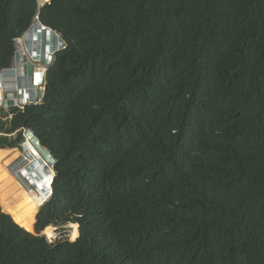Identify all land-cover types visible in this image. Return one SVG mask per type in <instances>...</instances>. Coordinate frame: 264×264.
<instances>
[{
  "label": "trees",
  "instance_id": "trees-1",
  "mask_svg": "<svg viewBox=\"0 0 264 264\" xmlns=\"http://www.w3.org/2000/svg\"><path fill=\"white\" fill-rule=\"evenodd\" d=\"M37 15L66 48L0 149L33 130L56 179L0 264H264V0H0V69Z\"/></svg>",
  "mask_w": 264,
  "mask_h": 264
},
{
  "label": "clouds",
  "instance_id": "clouds-1",
  "mask_svg": "<svg viewBox=\"0 0 264 264\" xmlns=\"http://www.w3.org/2000/svg\"><path fill=\"white\" fill-rule=\"evenodd\" d=\"M40 1H43V3H46L44 0H40ZM54 35H58L60 37L63 43V46H64L63 48L57 51L54 50L55 49L54 48L55 44L53 43L55 40L53 38ZM16 39H24L26 40L28 46L33 45L37 49V53L40 54L43 59L49 58V57L51 58L49 62V66L46 71V75H47L49 68L53 65L57 54L62 52L66 48V44L64 40L62 39L61 35L57 33L56 31H54L53 29H51L50 27L43 25L40 22L39 17L37 15L33 18V22L30 24L28 29L25 32H23V34H21L20 36L16 37L13 40L14 55L12 57V61L9 66H6L2 69L9 68L13 64L15 53H16V46H15ZM2 69H0V71ZM46 75H45V84L43 87V91L40 95L37 96V98L34 99L33 97L32 99H30L29 102L25 101V104H23L22 108H20L17 105H14L10 107L8 110L0 109V114L4 112L6 115H10V119H11L12 109L23 110L27 106H35V105L40 104L45 95ZM17 134H20V137H21L18 145L16 147L9 148V149L15 150L17 151V153L20 154V159H24L23 160L24 165L21 167L17 166L18 168H16L17 170H15L14 173L12 172L14 168L12 169L11 172L10 171L9 172L13 175H17L18 173L17 176L21 177V179L23 177L28 185L33 186L35 190H40L39 194H37L39 196L47 193V187L45 186L44 182L46 179H48L49 175L52 176V179L50 182V193H49L50 195L39 206V209H41L42 206L46 202H48L49 199L53 195V184L56 179L55 166L57 163V159L55 158L51 150H49L46 146L43 145L41 139L37 136V134L33 130L29 128H21V129H18L13 134L9 135L8 137L16 138ZM76 226L78 228V225ZM78 236H79V231H77L76 238H78Z\"/></svg>",
  "mask_w": 264,
  "mask_h": 264
},
{
  "label": "built area",
  "instance_id": "built-area-1",
  "mask_svg": "<svg viewBox=\"0 0 264 264\" xmlns=\"http://www.w3.org/2000/svg\"><path fill=\"white\" fill-rule=\"evenodd\" d=\"M53 38L55 51L64 47L58 35ZM15 46L12 66L0 71V109L4 110L14 105L22 108L25 101L29 102L42 93L51 59H43L37 49L33 45L28 46L24 39H16Z\"/></svg>",
  "mask_w": 264,
  "mask_h": 264
},
{
  "label": "bare ground",
  "instance_id": "bare-ground-1",
  "mask_svg": "<svg viewBox=\"0 0 264 264\" xmlns=\"http://www.w3.org/2000/svg\"><path fill=\"white\" fill-rule=\"evenodd\" d=\"M47 1V0H44ZM1 150V149H0ZM15 151V150H14ZM14 151H1L0 152V201L3 203V208L5 211L9 212L14 222L18 224L22 229L27 232H31L34 224V215L36 210L50 195V182L52 176L49 175L48 179L45 180L44 184L47 187V193L41 196L35 195L33 191L31 192L29 187H27V182L23 179V184L26 188H22L17 182L21 177L11 174L7 170V166L10 162L20 159V154H14ZM16 152V151H15ZM24 160V159H22ZM17 166L14 167L13 173L17 170ZM21 192V197H28L25 201L24 199L18 198V194ZM17 196V199L15 197ZM10 208H9V207Z\"/></svg>",
  "mask_w": 264,
  "mask_h": 264
},
{
  "label": "rangeland",
  "instance_id": "rangeland-1",
  "mask_svg": "<svg viewBox=\"0 0 264 264\" xmlns=\"http://www.w3.org/2000/svg\"><path fill=\"white\" fill-rule=\"evenodd\" d=\"M38 1H39L40 6L43 5V1H40V0H38ZM1 113H2V112H1ZM0 115H6V114L3 112V113L0 114ZM5 118H6V120H10V115H6V116H4V119H5ZM5 150H7L8 152H9V151L12 152V149H9V148L1 149L0 152H1V151H5ZM13 151H14V150H13ZM14 154H19V153H17V151H16V152L14 151V153H13L12 155H14ZM23 165H24L23 160H22V159H18V160H14V161L10 162V163L8 164L7 168H8V171H12V169H13L15 166H19V167H21V166H23ZM17 196H18V198H21V199H24L25 201H27L26 199H27L28 197H26V196L21 197V192H20ZM17 196L15 197L14 200L17 199ZM0 207H1L2 212H4V213L7 214V212L5 211V208H3V203H1V201H0ZM8 207H9V206H8ZM9 208H10V207H9ZM39 210H40V209L38 208V209L36 210V212H35L36 214L34 215V221H35V219H36V215H37V213H38ZM48 229H50V234L47 233V230H48ZM74 231H75L76 233H77V231H78V228H77V226H75V225H66V226H64L63 228H59V227H56V226H52V225H51V226H48L47 228H45L43 231H41L40 235L44 236L48 242H52V241H54L56 238H67V239H69L70 241H73V240H75V238H74V239L72 238V234H73ZM30 233L32 234V233H33V230H32ZM76 237H77V236H76Z\"/></svg>",
  "mask_w": 264,
  "mask_h": 264
},
{
  "label": "flooded vegetation",
  "instance_id": "flooded-vegetation-1",
  "mask_svg": "<svg viewBox=\"0 0 264 264\" xmlns=\"http://www.w3.org/2000/svg\"><path fill=\"white\" fill-rule=\"evenodd\" d=\"M7 170H8V168H7ZM18 183H19V185L22 187V188H26V186H24V184L22 183L23 181L22 180H18L17 181ZM27 187H29V188H31L30 189V191L32 192V190H33V193L35 194V195H37V194H39V192H40V190H35L34 188H33V186H30V185H28L27 184ZM39 212V211H38ZM38 214V213H37ZM37 216V215H36ZM36 220V219H35Z\"/></svg>",
  "mask_w": 264,
  "mask_h": 264
},
{
  "label": "water",
  "instance_id": "water-1",
  "mask_svg": "<svg viewBox=\"0 0 264 264\" xmlns=\"http://www.w3.org/2000/svg\"><path fill=\"white\" fill-rule=\"evenodd\" d=\"M49 0H47V1H45V2H48ZM35 224H36V220H35V222H34V224H33V228H32V230H33V233L32 234H35Z\"/></svg>",
  "mask_w": 264,
  "mask_h": 264
}]
</instances>
